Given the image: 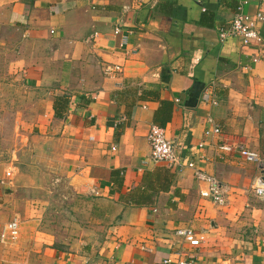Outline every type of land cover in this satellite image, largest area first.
Returning a JSON list of instances; mask_svg holds the SVG:
<instances>
[{
	"label": "crops",
	"instance_id": "0c3cea01",
	"mask_svg": "<svg viewBox=\"0 0 264 264\" xmlns=\"http://www.w3.org/2000/svg\"><path fill=\"white\" fill-rule=\"evenodd\" d=\"M243 3L264 14V0H0V90L19 95L0 177V235L20 221L16 241L0 239V264H177L187 247L175 231L186 227L203 238L189 249L195 264H264V200L253 192L264 175V23L261 43L220 37ZM109 65L122 67L118 78L106 76ZM145 91L157 97L142 99ZM59 96L69 99L63 119L54 112ZM161 101L174 103L168 138L184 161L217 178L223 203L202 197L209 185L194 169L150 161L147 135ZM214 126L221 134L207 137ZM223 144L262 165L219 156ZM37 190L100 202L93 211L105 233L93 257L53 249Z\"/></svg>",
	"mask_w": 264,
	"mask_h": 264
},
{
	"label": "built area",
	"instance_id": "2783aa9c",
	"mask_svg": "<svg viewBox=\"0 0 264 264\" xmlns=\"http://www.w3.org/2000/svg\"><path fill=\"white\" fill-rule=\"evenodd\" d=\"M264 23V14L262 12H257L250 14L246 12L244 3L241 4L231 22L230 26L220 30L221 40L229 37H236L242 40L244 46H250L254 42L261 43L262 36L260 32V27ZM115 34L120 37L119 47L125 49L128 45L129 37L128 34L124 33L121 27L115 30ZM257 62V60H255ZM122 73V67L119 65H109L105 68V74L110 78H118L119 74ZM206 136L220 135L221 128L219 126H214L212 130H207L205 132ZM148 141L151 146L150 161L157 164L163 163L171 169L177 170L183 166L194 169L196 179L199 182L206 183L209 185L207 190L201 192L202 197L210 198L214 202L223 203L224 200L221 196L220 190L222 185L219 183L216 177L204 172L196 166L193 162H186L182 159L178 153L177 146L168 138L164 128L158 125H152L149 129L147 135ZM239 153L248 162H258L262 165V161L257 156V154L248 151L244 147H234L231 145H220L218 147V154L222 156L225 153ZM15 170L12 169L7 172L9 177H12ZM254 194L264 200V175L259 177L253 187ZM20 235V221L19 219H13L8 222L2 229L0 239L2 242L16 241ZM175 235L182 240L181 256L184 257L180 259L177 264H195L194 253H189V249H198L202 245V235L191 227L180 228L175 231ZM171 261H166V263Z\"/></svg>",
	"mask_w": 264,
	"mask_h": 264
},
{
	"label": "rangeland",
	"instance_id": "374dc122",
	"mask_svg": "<svg viewBox=\"0 0 264 264\" xmlns=\"http://www.w3.org/2000/svg\"><path fill=\"white\" fill-rule=\"evenodd\" d=\"M6 75L8 74H5L3 71L1 75L2 80H5ZM13 92L14 88H9V86H3L0 90V109L2 111L0 119V177L8 168L9 151L14 149L15 145V135L12 132V127H14L16 117L14 116L13 109L16 106L14 102L15 98L19 97V95L15 96ZM17 104L19 106L22 103L17 102ZM24 157L23 162H26L29 155H25ZM25 167L26 169H30V165ZM43 192V190H37L36 199L47 202L48 208L47 214H45L47 220L44 224L48 231L47 233L51 237L53 249H59L60 245L63 248H73L78 251L82 249L93 257L94 251H96L93 245L97 244L105 233L103 220L93 211L94 209H100V202L96 201L94 203L85 197H79L77 200L71 197L64 200L63 198L61 199L62 191H58V193L50 197H44ZM36 230L37 227L35 228ZM30 238H33V236ZM63 250L65 251L66 249Z\"/></svg>",
	"mask_w": 264,
	"mask_h": 264
},
{
	"label": "trees",
	"instance_id": "16d2710c",
	"mask_svg": "<svg viewBox=\"0 0 264 264\" xmlns=\"http://www.w3.org/2000/svg\"><path fill=\"white\" fill-rule=\"evenodd\" d=\"M149 96L157 97V94L153 93L152 91H145L142 93V99H145ZM68 105H69L68 97L66 96L57 97L54 102L55 117L58 119H63L68 110ZM173 113H174V103L172 101H161V106L159 110L156 112L154 117V123L158 126L166 128V126L172 121ZM122 175L123 173L120 171H114L112 173V180L114 182H117L118 186H121L123 183ZM142 188L144 189L151 188V185L147 184V182L146 183L144 182ZM135 190L136 191L134 196H131L130 194L127 195V198L130 200L131 203H134V201L136 202V200H134L135 198L133 197H136L138 193L141 191L140 188Z\"/></svg>",
	"mask_w": 264,
	"mask_h": 264
}]
</instances>
